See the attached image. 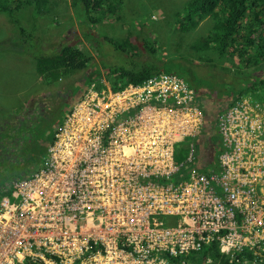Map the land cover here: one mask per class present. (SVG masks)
Returning <instances> with one entry per match:
<instances>
[{"label":"built area","instance_id":"1","mask_svg":"<svg viewBox=\"0 0 264 264\" xmlns=\"http://www.w3.org/2000/svg\"><path fill=\"white\" fill-rule=\"evenodd\" d=\"M200 98L165 73L90 89L56 127L43 173L14 180L13 202L2 196L0 264H193L213 243L231 261L262 255L264 116L239 135V99L212 128ZM201 129L225 135L217 168L200 154Z\"/></svg>","mask_w":264,"mask_h":264},{"label":"rangeland","instance_id":"2","mask_svg":"<svg viewBox=\"0 0 264 264\" xmlns=\"http://www.w3.org/2000/svg\"><path fill=\"white\" fill-rule=\"evenodd\" d=\"M53 1H58L56 6L58 11L53 8V13H50L49 16L43 15L38 20L33 14L31 16L29 13L30 9H23L21 23H26L30 27L25 38L22 37L20 31L14 23L8 20L5 14H0V125H3L0 128V133L3 132L4 140H7L8 134L14 133V127L21 128L20 131H16L18 133L16 137V140L18 139L17 142L14 141V144H12L17 163H0V199L5 195L12 202L13 198L10 195V190L13 187L14 180L20 177H29L33 170L43 162L48 150L47 145L50 138H53L54 126L56 124L61 125L63 122V118L59 119V113L67 107L66 96H69V92L66 89H70L71 93L74 92L71 89L70 83L72 81L77 82L79 78L78 74L69 79H66L65 76L49 79L37 74L35 67L37 58L50 56L49 54L53 53L52 47L58 45H51L52 47L43 46L39 49L35 46L37 44L35 37L39 35L43 42L59 44V40L63 39L62 31L66 30L64 28H67V24L70 26L76 21L75 26H72L70 29L74 31V37L79 36V38H82L77 29V21L81 20L79 19L81 14L83 16L85 15L81 11L83 7L80 8L78 6L75 8L72 4L74 0ZM104 1H112L118 7V10L114 14H108L100 23L95 24V34L98 33L99 35L97 34L93 39L88 38V40L93 41V46L90 43H83V39H80L79 42L78 40L72 41L74 44L70 43L74 46L78 45L82 50H86L89 54H92V62L99 63L100 61V64L96 66L98 67L99 74L95 78L98 81H103V84L104 81H110V75L107 74L108 71L106 70V68L109 69L110 67L102 60L103 58L114 65L117 62L120 64L125 63V58L122 54L113 53L110 43H114L115 40L120 43H127L129 39L130 41L135 40L138 43L144 40L148 43L155 42L158 49V56L166 58V60L176 56L179 58V55H186L185 57L189 59L195 58L194 51L190 47L191 45L189 46L187 41L179 39L177 32L173 33L172 16L175 18L176 12H171V8L168 6L165 7L166 1H172V4L177 6V4H180V1L186 2V0ZM155 1L161 2H158L159 4L157 6ZM161 7L164 8L161 9ZM56 21H59L61 26H56ZM206 23L207 21H204L200 29L198 27L195 33L200 32V30L203 31L206 28L204 25ZM36 24L37 29L35 30L34 26ZM70 29L67 28V30ZM208 30L209 28L205 30L206 33L202 32L199 36L201 38L206 36L210 32ZM31 34L33 39L29 37ZM176 64L184 68L180 62ZM195 64H189V66L193 74L197 75L198 79L205 84L207 89L211 87L203 75H208L207 73L220 75L223 71L231 74L241 71L238 67L239 62L237 57L233 59L232 57H227L218 61L213 56L210 65H204L206 71L202 67L198 68ZM176 72L179 74L183 73V69L177 68ZM186 75L187 73L184 74V76ZM194 79L196 78L194 77ZM221 84L224 86L220 87ZM216 85L220 92L231 89L230 84L225 82L217 81ZM82 87L83 85H81ZM220 92L217 98L205 94L201 96V100H205L208 104H215L222 97H220L222 94ZM33 93L47 96H31ZM66 93L68 94L66 95ZM232 97L230 96L229 99ZM248 101L250 102L252 100ZM253 102L255 107L254 113L260 116L257 108L261 101L253 99ZM213 106L215 108V105ZM244 107L239 109L236 115H240ZM207 109L210 110V106ZM229 110L230 107L221 105L215 111L228 112ZM53 120L55 121L52 122ZM51 122L52 124L50 126ZM201 143L202 138L197 143V146ZM207 152H203L204 155L202 157L206 156ZM183 154L177 155L178 163L185 161L187 152H183ZM5 190L6 192H4Z\"/></svg>","mask_w":264,"mask_h":264},{"label":"trees","instance_id":"3","mask_svg":"<svg viewBox=\"0 0 264 264\" xmlns=\"http://www.w3.org/2000/svg\"><path fill=\"white\" fill-rule=\"evenodd\" d=\"M52 1L0 0V14H5L9 21L14 23L20 31L22 37L25 38L30 27L26 23H21L23 9H30L29 13L31 16L33 14L38 20L43 15L49 16L50 13H53V8L58 11L56 9L58 1ZM158 2L160 3L161 1H155L157 6ZM72 4L75 8L78 6L80 8L83 7L81 11L85 15L81 14L79 16L81 20L77 21V29L80 32V36L93 46V41L88 40V38L93 39L97 36L95 34V24L100 23L108 14H114L118 10V7L112 1L104 0H74ZM166 6L171 8V12H176L175 18L172 16L173 33L177 32L179 39L185 40L189 46L191 45L190 47L194 51L195 58L189 59L185 57L186 55H179V58L176 56L166 60V58L158 56L155 42L150 44L146 40L137 42L139 44L137 48L135 44H130V39L127 43H120L115 40L114 43H110L113 53L122 54L125 58V63L120 64L117 62L114 65L107 62V59H102L110 67L109 69L106 68V70L115 77L111 78L113 89H116L119 85H125L130 81L141 83L148 78L165 72L182 77L202 96L205 94L213 98L217 95L219 96L220 91L216 85L218 81L230 84L231 87L228 91L220 92L222 93L220 97L228 95H233L235 98L250 96L252 99L264 102V0H186V2L180 1V4H177V6L173 5L172 1H166ZM163 8L161 7V9ZM204 21H207L204 24L206 28L203 31L200 30V32L195 33ZM210 22L213 23L212 27ZM75 24L76 21L70 26L67 24V28L70 29ZM56 26H61L59 21H56ZM34 28L35 30L37 29V24ZM67 28H64L66 30L62 31L63 39L59 40V44L55 43L58 46L52 48L53 53L49 54L50 56L37 58V74L41 77L56 79L67 76L72 72L80 71L84 73V77L88 76L87 79L92 80L99 74L98 67H96L98 65L91 64L89 53L86 50H82L78 45H72L74 44L72 41H77L80 38L79 36L74 37V31L72 29L67 30ZM207 28H211L210 32L201 38L199 34L205 33ZM29 37L33 39L32 34ZM232 45L240 46L237 57L240 59L238 67L241 71L231 73L229 76L210 73L203 75L211 87L207 89L205 84L198 79L197 75L193 74L189 64L193 65L196 63L195 65L198 68L202 67L206 71L204 65H210L213 56L220 61V57H224ZM35 46L38 47L37 45ZM179 62L184 68L176 64ZM177 68L183 69V73L179 74L176 72ZM186 73L187 75L184 76ZM81 79L82 77L77 82L72 81L70 83L71 89L74 92L71 93L70 89L67 88L66 90L69 92V95H77L81 91ZM121 79L125 80V82L122 83ZM222 86L224 85L221 84L220 87ZM200 90H209L210 92L204 93ZM223 106L229 107L230 105L226 102ZM67 107L59 113V119L64 118L67 113ZM57 125L54 126V130ZM218 136L216 133L212 138L213 152H217V154L220 153L222 148V142L219 143L217 141ZM183 152H187L186 146L181 147L176 155H184ZM0 163L6 162L0 159ZM236 255L240 258L244 257L246 264H254V259L248 252L240 251ZM206 257L213 258L219 264H239L222 254L217 243L191 254L190 258L193 259V264H201ZM257 264H264V261Z\"/></svg>","mask_w":264,"mask_h":264},{"label":"clouds","instance_id":"4","mask_svg":"<svg viewBox=\"0 0 264 264\" xmlns=\"http://www.w3.org/2000/svg\"><path fill=\"white\" fill-rule=\"evenodd\" d=\"M2 15V14H1ZM6 18V17H5ZM49 18V17H48ZM9 20V19H8ZM211 23V22H210ZM211 25V27H212V25H213V23H211L210 24ZM211 30V28H209V30L208 31H210ZM206 33V32H205ZM98 34V33H97ZM80 39H83V38H80ZM80 39H78V42L80 41ZM35 40H36V42H37V44H35V45H37L38 46V48L40 49V47H43V46H51V45H55V43H49V42H43L42 41V38L38 35L37 37H35ZM83 43H90V42H88L86 39H83ZM147 42V41H146ZM34 43V42H33ZM130 43H132V44H135V46L138 48L139 47V44H137V42H135V40L133 41V40H131L130 41ZM150 43H152V42H149V44ZM52 47V46H51ZM240 46H236V45H232L231 46V48H230V50L225 54V56L224 57H220L222 60L223 59H225V58H227V57H232V59L233 58H235V57H237V54H238V48H239ZM53 48V47H52ZM89 56H90V62H91V64H96V65H99L100 64V61H99V63L98 62H92L93 61V55L92 54H89ZM238 58V57H237ZM38 60V59H37ZM37 60H36V64H37ZM240 61V59H238V62ZM36 67V66H35ZM165 73V72H164ZM76 74H78L79 75V78L78 79H80L81 77H82V79L80 80V84L81 85H83V87L81 88V91L77 94V95H72V94H70V95H72V96H74V97H72V96H66V100H67V105H68V107H67V113L69 112V110H71L72 109V107H73V105L76 103V102H79L81 99H83V97L88 93V91L90 90V89H93V90H95V91H100V90H102V89H107V88H110V89H112L113 91H117V90H120V89H122L123 87H125L128 83H135V82H128L127 84H125V85H119L116 89H113V87H112V84H111V78H115L114 76H113V74H111V73H109L108 72V75H110V81L109 82H105L104 81V84H103V81H98L96 78H93L92 80H89V79H87L88 78V76L87 77H84V73L83 72H80V71H75V72H72V73H70L69 75H67V76H65L66 77V79H69V78H71L72 76H74V75H76ZM162 74V73H161ZM165 74H167V73H165ZM160 75V74H159ZM180 77V76H179ZM180 78H182V77H180ZM149 79V78H148ZM183 79V78H182ZM42 81H43V79H42ZM78 81V80H77ZM189 83V82H188ZM94 85V88L92 87ZM189 85L190 86H192L190 83H189ZM197 91V90H196ZM200 91H202V90H200ZM203 92V91H202ZM206 92H208V91H206ZM206 92H204V93H206ZM68 93H66V95H67ZM199 94V93H198ZM33 95H38V94H32L31 96H33ZM46 97L47 95H45V96H42V95H38V97ZM199 96L201 97L202 95H200L199 94ZM233 96V95H232ZM229 97L230 96H225V99H224V101H222V99H219L218 101H217V103H215V104H208L205 100H202L203 101V103L205 104V108L207 109L208 108V106H210V110H206L207 111V115H208V118H209V126H211L212 128H213V125H214V122H216L211 116H212V114L215 112V110L217 109V107L218 106H221V105H224L226 102L231 106V105H233L234 103H235V101L236 100H239V99H247V100H253L250 96H239V97H236L235 98V96H233L231 99H229ZM201 99V98H200ZM234 100V101H233ZM233 101V102H232ZM260 104H262V105H264V102H261ZM213 105H215V108H214V106ZM229 106V107H230ZM66 113V114H67ZM65 114V115H66ZM65 117V116H64ZM64 119V118H63ZM59 125V124H58ZM57 125V126H58ZM3 125H0V128L2 127ZM56 126V127H57ZM17 129V127H14V133H9L8 134V137H7V140H4V135H2L3 134V132L2 133H0V159L2 160V161H4V162H6V163H8V160L9 159H11V160H13V163H17V158H16V155H15V150H14V147H13V145L12 144H14V141H16L17 142V140H16V137H17V135H18V133L16 132V131H20L21 130V128L19 129V127H18V129ZM56 129V128H55ZM54 133H55V130H54ZM212 133L213 134H216L217 132H216V130L215 129H213L212 130ZM53 136H54V134H53ZM205 137H209V136H205ZM9 139H10V141H9ZM53 139L51 138L50 139V141H49V143L52 141ZM49 143H48V145H49ZM48 145H47V147H48ZM203 152L202 151H200V154H201V156L204 154H202ZM211 153H212V157L209 159H206V160H209V161H212V163L214 162V161H216V159H218V157H219V155H220V153H221V151H220V153H218L217 154V152H212L211 151ZM206 160H204L203 159V161H206ZM20 178H22V177H20ZM3 194V193H2ZM2 199V198H1ZM0 199V200H1ZM176 222H178V221H176ZM166 225H168V226H170L172 223H165ZM214 244V243H213ZM212 245V244H211ZM210 245V246H211ZM250 255H252V257H253V259H254V264H257L258 262H263L264 261V252H263V254L262 255H259V256H255V255H253V254H251V253H249ZM207 258V257H206ZM239 259H240V257H238ZM242 259L240 260V262H237V263H239V264H246V259L244 258V257H241ZM204 261V260H203ZM31 264H35V263H31Z\"/></svg>","mask_w":264,"mask_h":264},{"label":"bare ground","instance_id":"5","mask_svg":"<svg viewBox=\"0 0 264 264\" xmlns=\"http://www.w3.org/2000/svg\"><path fill=\"white\" fill-rule=\"evenodd\" d=\"M200 27L201 26H199V29H200ZM109 28V27H108ZM107 29V28H106ZM80 33V32H79ZM98 56V55H97ZM245 106V107H244ZM244 107V109H243V111H241L240 113V115H236L235 114V122H236V124H235V127H236V131H237V133L239 134V135H242V134H244L245 133V131H247L248 130V127L249 126H255L256 125V122L258 121V120H260V119H262V117L264 116V110L261 108V106L259 105L258 106V114L260 115V116H258V115H256L255 113H254V109H255V107H254V102H253V100L252 101H247L246 102V105H245V103L240 107V109H242ZM229 113H230V110L228 111V112H222V111H218V112H216L215 111V113H213L212 114V116L213 117H216L214 120H216V121H219L220 119H223V120H225L226 122H228V123H230L231 122V120H230V117H229ZM218 117H219V119H218ZM203 133H205V130H203V129H201V136H199L198 137V140H199V142H200V139L202 138V143L198 146V147H200V150L202 151V152H207V147H205L204 146V143H203V141H204V137L205 136H203ZM218 134V133H217ZM214 135V134H213ZM219 135V134H218ZM222 137H225V135L224 134H222L221 135ZM221 136L219 135L218 136V139H217V141L219 142V143H221L222 142V139H221ZM224 143L222 142V148L221 149H223L224 148ZM258 162V160H256V163ZM212 165V164H211ZM212 167H214V168H217L218 167V161H217V163H215V164H213L212 165ZM254 165L253 166H247L246 167V169H247V171H254ZM43 167L42 166H37V168L36 169H34L33 170V172L30 174V176L29 177H25V178H27L28 180H30L31 179V177L32 178H35V177H39L42 173H43ZM17 203L18 204H21V203H24V204H26V202H23V200H17ZM43 204H45V203H43ZM42 204V205H43ZM3 205V207H5V208H7L8 209V206H9V201L8 202H5V203H3L2 204ZM62 212H63V207H62ZM11 215V213H10V211L9 212H6V213H4L3 214V216L4 217H8V216H10ZM8 221H10V220H8ZM56 227H59V225H57ZM51 228H55V226H52ZM14 231H16L17 232V230H15L14 229ZM47 234H49V232L47 233ZM8 236L10 237V238H13V235L12 234H8ZM18 246V245H17ZM38 250V249H37ZM37 250H35V251H37ZM222 253V252H221ZM222 254H224V253H222Z\"/></svg>","mask_w":264,"mask_h":264},{"label":"crops","instance_id":"6","mask_svg":"<svg viewBox=\"0 0 264 264\" xmlns=\"http://www.w3.org/2000/svg\"><path fill=\"white\" fill-rule=\"evenodd\" d=\"M222 74H220V75H224V76H229L230 74L229 73H226V71H223V72H221ZM122 83H124L125 82V80H120ZM203 92H206V90H202ZM208 92H210V91H208ZM226 95H228V94H226ZM218 96V95H217ZM217 96L215 97V98H217ZM229 96V95H228ZM220 99H222V101H224V99H225V97H221ZM213 119H215L216 117H213V116H211ZM206 132V131H205ZM212 138H213V136L211 137V138H209V137H204V141H203V143H204V145L208 148L207 149V151H212L213 152V140H212ZM8 163H13V160H11V159H9L8 160ZM215 163H217V161H214L213 163H211L212 165L213 164H215Z\"/></svg>","mask_w":264,"mask_h":264},{"label":"flooded vegetation","instance_id":"7","mask_svg":"<svg viewBox=\"0 0 264 264\" xmlns=\"http://www.w3.org/2000/svg\"><path fill=\"white\" fill-rule=\"evenodd\" d=\"M204 155V154H203ZM212 157V153L211 151L207 152V155L206 156H203L204 160H206L207 158H211Z\"/></svg>","mask_w":264,"mask_h":264}]
</instances>
